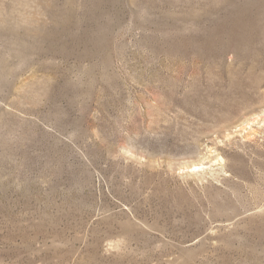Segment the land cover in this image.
I'll return each instance as SVG.
<instances>
[{"label":"rangeland","instance_id":"obj_1","mask_svg":"<svg viewBox=\"0 0 264 264\" xmlns=\"http://www.w3.org/2000/svg\"><path fill=\"white\" fill-rule=\"evenodd\" d=\"M0 264H264V0H0Z\"/></svg>","mask_w":264,"mask_h":264}]
</instances>
